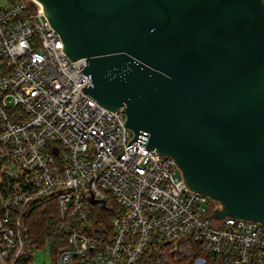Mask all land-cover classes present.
<instances>
[{"label": "built area", "instance_id": "1", "mask_svg": "<svg viewBox=\"0 0 264 264\" xmlns=\"http://www.w3.org/2000/svg\"><path fill=\"white\" fill-rule=\"evenodd\" d=\"M9 1L0 9V264L31 261L38 246L26 220L51 197L68 221L56 264H264V224L210 217L222 204L189 190L173 158L128 146L124 108L82 89L86 59L63 52L43 6Z\"/></svg>", "mask_w": 264, "mask_h": 264}, {"label": "water", "instance_id": "2", "mask_svg": "<svg viewBox=\"0 0 264 264\" xmlns=\"http://www.w3.org/2000/svg\"><path fill=\"white\" fill-rule=\"evenodd\" d=\"M36 1L128 146L173 158L210 217L264 224V0Z\"/></svg>", "mask_w": 264, "mask_h": 264}, {"label": "trees", "instance_id": "3", "mask_svg": "<svg viewBox=\"0 0 264 264\" xmlns=\"http://www.w3.org/2000/svg\"><path fill=\"white\" fill-rule=\"evenodd\" d=\"M108 204V201L106 205ZM111 204L114 209L112 213H105L107 220L117 213V203L112 200ZM107 209V208H106ZM29 228V234L32 241L38 246L49 244L53 255L55 256L54 264L57 261L59 250L67 244L68 221L62 218L59 211V203L56 197L41 200L36 203L31 211L30 216L26 220ZM30 261H26L27 264Z\"/></svg>", "mask_w": 264, "mask_h": 264}, {"label": "rangeland", "instance_id": "4", "mask_svg": "<svg viewBox=\"0 0 264 264\" xmlns=\"http://www.w3.org/2000/svg\"><path fill=\"white\" fill-rule=\"evenodd\" d=\"M9 0H0V9L9 6ZM55 256L52 253L50 245L40 246L35 250L29 264H54Z\"/></svg>", "mask_w": 264, "mask_h": 264}]
</instances>
